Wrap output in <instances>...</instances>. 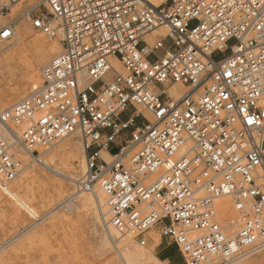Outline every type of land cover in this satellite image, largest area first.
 <instances>
[{"label": "built area", "instance_id": "2783aa9c", "mask_svg": "<svg viewBox=\"0 0 264 264\" xmlns=\"http://www.w3.org/2000/svg\"><path fill=\"white\" fill-rule=\"evenodd\" d=\"M20 1L0 0V46L15 27L2 18ZM25 12L49 36L61 29L62 50L40 88L0 111L2 185L21 171L17 142L35 155L78 134L79 188L99 185L121 235L144 245L159 228L187 264L264 241V0H40ZM162 26L170 32L144 39ZM173 83L189 91L175 99ZM226 194L242 220L234 232L215 209Z\"/></svg>", "mask_w": 264, "mask_h": 264}, {"label": "rangeland", "instance_id": "374dc122", "mask_svg": "<svg viewBox=\"0 0 264 264\" xmlns=\"http://www.w3.org/2000/svg\"><path fill=\"white\" fill-rule=\"evenodd\" d=\"M34 4V0H21L11 8V14L7 18H2L3 21L15 18L18 37L15 36L0 46V59L3 60V63H0V84L4 87V91L0 92V105L3 106L0 107V111L30 95L41 84L42 80L38 82L39 86L30 90L27 95L19 96L20 98L15 95V98H13L14 92L16 93L17 88L23 83V75H26L27 69L33 64L38 51L41 50L43 45L36 37H40L49 45L56 46L51 58L61 51V47H58L61 43V33L58 32V35L54 37L49 36L44 31L35 28L30 16L25 13L27 7ZM22 24L27 30L26 34L21 33L19 30ZM160 35L161 33H156L153 42ZM49 60L39 66L40 77H42L41 70L43 66ZM14 64L15 68L20 71H17L15 81L10 85L5 80L11 65ZM170 88L181 89L182 94L188 92L189 89L178 83L171 84L168 89ZM6 102L9 104H5ZM151 120H153V117ZM13 127H17V131L20 133L24 126L13 124ZM68 142L73 143L76 148L78 155L76 166L80 169L84 147L78 134H73L53 145L36 147L35 157H30L27 151L22 149L23 155L20 154L21 152L17 155L21 161L19 175L7 185L0 183V264H112L111 259H118V254H121V250L119 252L120 245L117 246V240L120 244L121 241L126 239H132L135 246L141 247L151 254L145 264H171L164 259L166 251L172 252L173 263L187 264L178 246L169 237L162 235L159 228L147 231L144 235L146 244L142 245L135 237L121 235L116 231L108 223L107 214H105V219L100 216L102 212H100L98 206L94 208L95 210L83 206L81 204L83 191L79 190L78 182L69 179V170L65 162L56 166L59 171L64 173L63 175L55 173L40 164L39 160L47 162V158L51 153ZM111 151H116V146L111 147ZM103 154L107 161L111 160L110 153ZM83 175L84 172H81L78 178L80 179ZM4 186L5 190L2 189ZM96 188H99L98 184ZM85 192L88 193V191ZM101 192H103L102 189ZM89 194L94 196V192H89ZM105 200L106 196L103 194V211L105 210L106 213ZM218 200H230L235 212V214L228 213L229 217L225 215L226 217L221 218L218 205H216L217 217L223 225L228 226L227 223L241 219L234 207L231 195L220 197ZM239 227L240 225H233L228 226L226 229L229 232H234ZM110 229L117 233L116 243L111 241ZM116 246L117 248H115ZM256 250L249 257L244 258L245 256H243V260L259 259L264 247ZM242 258L240 257V260ZM223 262V259L216 258L213 262L207 260L203 261L202 264H223ZM238 262L239 259L231 264H237ZM255 264H264V261Z\"/></svg>", "mask_w": 264, "mask_h": 264}, {"label": "bare ground", "instance_id": "6f19581e", "mask_svg": "<svg viewBox=\"0 0 264 264\" xmlns=\"http://www.w3.org/2000/svg\"><path fill=\"white\" fill-rule=\"evenodd\" d=\"M2 1H4V0H2ZM39 1L40 0H34L35 4L38 3ZM153 1L155 3H160L163 0H153ZM19 30L23 34H26L27 33V30H26V28H25V26L23 24L20 25ZM58 32L61 33V35H62L61 39H62L63 38V33H62L61 29ZM169 32H170L169 27L162 26V27H159L157 29H154L153 31H151V33L149 32L150 34L147 33L144 36V39H146L150 44H153L154 43L153 42L154 41V37H155L156 33H161V35H165V34H167ZM15 36L18 37V32H17L16 27H14V35H13V37H15ZM36 39L39 40L40 42H42L43 45L41 47V50L38 51V53H37V55L35 57V60H34L33 64L27 69L26 75H23L24 76L23 83L17 88L16 93L14 92V95H13L14 97L13 98H15V95L18 96V97L19 96H25V95H27L30 92V90L35 89V88H37L39 86L38 85V82L40 80H42V77H40L39 72H38L39 66L41 64L45 63L47 60H49V58H51V56L53 55L54 49L56 47L55 45H53V44L52 45H49L46 41L44 42L40 37H36ZM54 44H55V42H54ZM58 47H61V50H62V42L58 45ZM11 58H13V57H11ZM5 61H7V60H5ZM0 63L1 64L3 63V60L2 59H0ZM8 65H10V64H8ZM118 66H119V70H122V66H120V65H118ZM17 71H18V69L15 68V64L14 65H11V67L9 69V72H8V76H7L6 80L4 79L6 81V83H8V84L11 85V83H13L15 81V75H17ZM4 76H5V74H4ZM41 85H42V81H41V84H40V86L38 88H40ZM182 87H184V86L182 85ZM3 88L4 87L0 84V92L1 91H4ZM14 91H15V88H14ZM168 91H169V93L175 99H180L184 95L187 94L186 93L187 91L182 94V90L181 89H175V88H170V89H168ZM188 91H189V89H188ZM3 100H5V99H3ZM9 103L6 102L5 104H9ZM0 107H3V106L0 105ZM137 107H138V110L140 112H142L148 119L151 120V118H152L151 117V114L145 109V107L143 105H137ZM21 125L24 126L23 129L26 127V124H21ZM12 126H13V124H12ZM0 129H1V125H0ZM14 129L17 131V127H15ZM3 133L8 138H10V139H11V137L12 138H15V135L10 134L8 132V130L5 129V128L3 130ZM17 134L18 135H21V132L19 133L17 131ZM22 149H24V148L18 142L15 144V146L13 148V150L15 151V153L17 155H19L20 152H21L20 154L23 155V152L21 151ZM83 151H82L83 152V155H82L83 158H82V163H81L80 169H79V167L76 166L77 159H78V155H77V152H76V148L73 145V143H70V142L66 143L61 148H59L56 151H54L53 153H51L49 155V157L47 158V162L44 161V160H39V162H40V164H43L47 169L52 170L55 173H58V174H61V175H63L64 173H62L61 171H59L56 166L59 163L63 164L65 162L66 163V166H67V168L69 170V175H68L69 179L71 181H73V182H80L82 180V178L84 177V175L88 171L87 164L85 165V161H86L85 150L83 149ZM27 153L29 154L30 157H35V155L31 153V151H27ZM103 153H108V152L103 151L102 154ZM63 157L65 158L64 160H63ZM103 157H104V154H103ZM110 157L112 159V156L111 155H110ZM110 161H108V162H110ZM30 163H32V162H30ZM52 166H55V167H52ZM81 172H84V175L79 179L78 176L81 174ZM96 185H97V183H95L93 185V188L91 190H85V189H80L79 188V190H82L83 191V196H82V199H81V204L83 206H85L86 208H89V209H91V208L94 209L95 207L98 206L99 207L98 209H100L101 210L100 212H102V215H100V216H103V218L105 219V214H107V211H106V213H105V210L103 211V205H104V203H103V194H105V193L101 192V188L100 187L97 189L96 188ZM2 189L5 190L6 189L5 186ZM85 191H88V193L85 192ZM89 192H92V193L94 192V194H93L94 196H92L91 194H89ZM226 195H228V194H226ZM226 195H223V196H226ZM223 196H221V197H223ZM219 198H217V199H219ZM217 199L215 200V209H216V205H218V210H219L218 212L221 215V218L222 217H226L225 215H227L228 213H234L235 214L230 200H221V201L218 200L217 201ZM105 205H106V200H105ZM235 218H233V219H235ZM241 221H242L241 219H237V220H234L231 223H227V225L228 226L240 225ZM109 227H111V226H109ZM116 231L110 229V233L109 234H110V237L112 238V240H111L112 242L115 241V237L117 236ZM119 238H120V236H119ZM117 242H118L117 246L120 245L119 246L120 248L119 247L118 248H119V252L121 250V254L120 255L118 254V257H119L118 259L117 258L111 259L112 264H121V261H122V264H145V261H147L149 259V257H151V254L148 253V252H146L143 248L135 246V243L132 241V239H126L125 241H121L120 244H119V241L118 240H117ZM114 243H116V241ZM117 246L115 248H117ZM262 247H264V241L259 242V243H256V244L251 245V246H248V247H246L244 249V252L242 254H240L239 256H237L236 258H234L233 260L224 261L223 264L225 262H226L225 264H231V263H233L234 261H236L238 259H239V262H238L239 264H255V263L262 262V261H264V251H262L263 253L261 254V256H260L259 259H245V260H243L244 258L249 257L250 255H252V253H254L255 249L259 250V249H262ZM243 256H245V257L242 258ZM240 257L242 258L241 260H243V262H241V263H240V261H241L240 260ZM215 260H216V258H211L208 261H212L213 262ZM199 264H202V262L199 263Z\"/></svg>", "mask_w": 264, "mask_h": 264}, {"label": "crops", "instance_id": "0c3cea01", "mask_svg": "<svg viewBox=\"0 0 264 264\" xmlns=\"http://www.w3.org/2000/svg\"><path fill=\"white\" fill-rule=\"evenodd\" d=\"M165 260L169 261L171 264H178V263H173L172 260H173V254L171 251H166V256L164 258Z\"/></svg>", "mask_w": 264, "mask_h": 264}]
</instances>
